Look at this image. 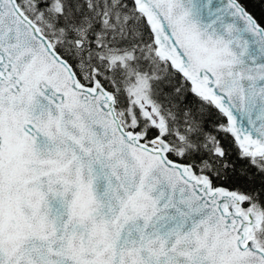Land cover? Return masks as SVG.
Returning <instances> with one entry per match:
<instances>
[{"label": "snow or ice", "instance_id": "1", "mask_svg": "<svg viewBox=\"0 0 264 264\" xmlns=\"http://www.w3.org/2000/svg\"><path fill=\"white\" fill-rule=\"evenodd\" d=\"M0 264H264V23L0 0Z\"/></svg>", "mask_w": 264, "mask_h": 264}, {"label": "trees", "instance_id": "2", "mask_svg": "<svg viewBox=\"0 0 264 264\" xmlns=\"http://www.w3.org/2000/svg\"><path fill=\"white\" fill-rule=\"evenodd\" d=\"M242 4L246 7V9L254 15L257 20L264 23V0H241ZM213 120L216 119V116L214 115L212 117ZM233 159H235V156H233ZM238 164L240 162H237ZM237 183L244 185V181H237ZM259 186V180L257 179V185Z\"/></svg>", "mask_w": 264, "mask_h": 264}]
</instances>
